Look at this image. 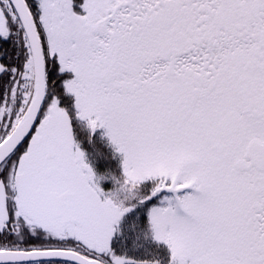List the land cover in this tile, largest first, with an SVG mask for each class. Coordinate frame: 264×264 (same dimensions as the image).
<instances>
[{
  "label": "snow or ice",
  "instance_id": "snow-or-ice-1",
  "mask_svg": "<svg viewBox=\"0 0 264 264\" xmlns=\"http://www.w3.org/2000/svg\"><path fill=\"white\" fill-rule=\"evenodd\" d=\"M0 264H264V0H0Z\"/></svg>",
  "mask_w": 264,
  "mask_h": 264
}]
</instances>
